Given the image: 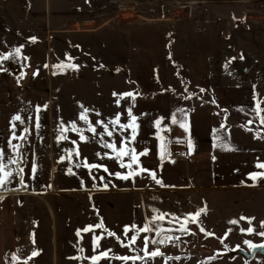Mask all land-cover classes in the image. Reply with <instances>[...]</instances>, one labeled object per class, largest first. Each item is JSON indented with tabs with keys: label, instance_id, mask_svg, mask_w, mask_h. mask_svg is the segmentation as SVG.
Listing matches in <instances>:
<instances>
[{
	"label": "rangeland",
	"instance_id": "rangeland-1",
	"mask_svg": "<svg viewBox=\"0 0 264 264\" xmlns=\"http://www.w3.org/2000/svg\"><path fill=\"white\" fill-rule=\"evenodd\" d=\"M122 1L0 0V165L11 173L0 185L3 264H264V255L248 261L233 256L237 249L249 252L264 243L259 234L264 233V177L233 189L163 193L152 207V195H143L149 222L159 224L147 225L148 231L137 233L146 227L139 197L131 198V213L125 215L124 222L131 217L127 233L119 224L102 221L118 234L115 239L102 227L104 237L94 243L91 230L84 231L96 220L91 222L90 206L75 205L74 161L69 160L73 151L66 156L65 150L72 148L65 142L66 136L80 138L84 133L85 141L92 143L96 134L73 130L74 92L103 88L100 75L121 71L117 46L128 29L156 23L166 31L180 20L196 31L207 28L214 60L222 59L226 73L256 93L259 118L252 133L264 141V0H126L138 6L142 18L136 9L125 10ZM187 12H192L190 18ZM96 27L100 29L94 41L88 38L82 46L78 33ZM61 109L71 128L60 124ZM249 113L255 125V108ZM260 148L261 163L264 145ZM86 197L90 200L89 194ZM201 208L205 211L198 222L191 223L189 214ZM250 227L254 231L248 232ZM133 236L135 243H130ZM156 250L163 255H146ZM102 252L107 256L93 261ZM125 256L140 258H118Z\"/></svg>",
	"mask_w": 264,
	"mask_h": 264
},
{
	"label": "crops",
	"instance_id": "crops-1",
	"mask_svg": "<svg viewBox=\"0 0 264 264\" xmlns=\"http://www.w3.org/2000/svg\"><path fill=\"white\" fill-rule=\"evenodd\" d=\"M110 21L109 18L103 25ZM180 21L166 31L156 23L128 29L122 45L117 46L122 54L121 71H114L113 76L100 75L98 82L103 88L74 92L75 129L86 130L91 125L96 130L92 143L81 140L77 134L66 136L65 142L72 148L65 150L66 156L73 151L69 160L74 161L75 205L90 206L91 222L96 220L95 224L90 223L92 240L104 237L102 227L95 228L102 221L112 226L119 224L125 232V227L130 226L131 217L126 222L124 218L131 213V198L139 197L143 224L157 228L159 224L150 223L147 218L143 195H152V207L163 199L160 196L163 193L212 187L233 189L263 181L264 176L253 179L251 175L259 173L260 147L264 145L252 133L259 118L256 93L226 73L222 59L214 60L207 28L196 31L188 22ZM99 27L81 31L76 39L82 46L88 38L94 41ZM114 81L119 85H114ZM253 107L255 125L249 113ZM240 109L242 112L237 113ZM60 111V124L71 128L68 114ZM81 113L87 121L82 122ZM133 124L134 127H121ZM105 125L111 136L105 132ZM105 143L114 144L117 149L123 144L126 150H134L137 163H132L131 155L117 159L116 152L105 147ZM177 151L182 158L174 156ZM116 173L129 178L122 179ZM151 173L155 174V180Z\"/></svg>",
	"mask_w": 264,
	"mask_h": 264
},
{
	"label": "snow or ice",
	"instance_id": "snow-or-ice-1",
	"mask_svg": "<svg viewBox=\"0 0 264 264\" xmlns=\"http://www.w3.org/2000/svg\"><path fill=\"white\" fill-rule=\"evenodd\" d=\"M16 51L19 52V49H16ZM2 58L3 59H8V57H2ZM33 75H35V73ZM114 95H115V93H114ZM125 95L131 96L132 94L131 93H127ZM85 112H87V109H85ZM129 114L131 115V112H129ZM16 119H19V117H16ZM80 119L87 121V117H86V115L84 113H81ZM118 119H119V117H117V120ZM132 119L134 121L136 118L133 117ZM174 122H175V120H174ZM97 123H101V122L100 121H97ZM114 123H115V121H114ZM157 123H159V122H157ZM261 123H264V117L261 118ZM129 126L134 127V124L133 125H122L121 127L127 128ZM73 130H75V125L74 124H73ZM89 131H92L93 133H95L96 130H95L94 127H92L90 125L89 126ZM105 132L109 136L112 135V133L110 131H108L107 125H105ZM134 136H135V133L133 132V138H134ZM80 139L81 140H85L86 137H84L83 135H81ZM104 146L107 147V148L113 149V151H115L116 154H117V159H119L121 156H129V155H131L132 163H137V156L134 154V150H126V148H125V146L123 144L121 145L120 149H117L114 144H109V143H105ZM139 155H145V153H140ZM2 156H3V153H0V158H2ZM9 162L10 163H15V161H12V160H10ZM121 166L122 167L124 166L123 163H121ZM5 167H6L5 165H0V173H3V175H0V185H3L6 182V178L11 175V173H4V168ZM91 167H98V166L97 165H92ZM128 167H131V164H129ZM257 167L264 169V163L258 164ZM105 171H107V169H105ZM144 171H146V170H144ZM115 175H117L118 177H120L122 179H128L129 178L128 176H121L120 173H116ZM151 175H152V178L155 180L156 179L155 174L154 173H151ZM251 175H252V178L255 179L258 175L259 176H264V173H253ZM156 183L159 184V183H161V181L156 180ZM105 187H107V185H105ZM204 211H205V209L204 208H201L197 213H195V214H189L190 215V222L191 223H197L198 222V217H199L200 213H202ZM159 219H163V214L159 217ZM241 219H249V221H250V218L241 217ZM188 221H189V218H186V223ZM230 223H236V221H230ZM262 224H264V222H262ZM95 227L100 228V227H103V225L102 224H98ZM132 227H135V226H132ZM181 227H182L183 230H185V231L187 230L186 228H184V225H182ZM89 230H90V228H85L84 229V231H89ZM129 230H130L129 227L126 226L125 227V233H127ZM148 230L149 229L147 227H145L143 229H137V233L142 232V231H148ZM201 231H204V229L201 228ZM242 231H244V230L242 229ZM247 231L248 232H252V231H254V229H252L250 227V228L247 229ZM259 234L261 236H264V233H259ZM109 235L110 236H115V233H111L110 232ZM209 235H211V234L209 233ZM98 239H99V237L94 238V243ZM117 239H119V237H117ZM135 240H136V237L133 236L132 239H131V241H130V243H135ZM145 241L147 243V238H145ZM153 242H155V241H153ZM161 243H163V241H161ZM122 246H126V245H122ZM261 247H264V246H261ZM107 254H108L107 252H102V253H100V256H94V257H92V259H93V261H95V260H98L100 257L107 256ZM33 255H36V253H33ZM146 255H150V256H160V255H163V253H161L159 250H156V251L151 252V253H146ZM118 258L119 259H122V260H129V259L135 260V259H138L140 257H127V256H125V257H118ZM213 258L214 257L209 258V259H213ZM175 259H179V258L176 257Z\"/></svg>",
	"mask_w": 264,
	"mask_h": 264
},
{
	"label": "water",
	"instance_id": "water-1",
	"mask_svg": "<svg viewBox=\"0 0 264 264\" xmlns=\"http://www.w3.org/2000/svg\"><path fill=\"white\" fill-rule=\"evenodd\" d=\"M16 71L17 69H15V72ZM261 246H264V243H262L261 245L253 246L249 250V252L242 250V249H237L233 253V256H241L246 261L251 260L256 254L264 255V247H261Z\"/></svg>",
	"mask_w": 264,
	"mask_h": 264
},
{
	"label": "built area",
	"instance_id": "built-area-1",
	"mask_svg": "<svg viewBox=\"0 0 264 264\" xmlns=\"http://www.w3.org/2000/svg\"><path fill=\"white\" fill-rule=\"evenodd\" d=\"M123 2V4H125V10H133V9H136V11H134V12H138V16L140 17V18H142V16H140L139 14H140V10H139V8H138V6L137 5H135L133 2H129V1H122ZM182 7H184V8H188L189 6H187V7H185V6H182ZM190 8V7H189ZM191 9V8H190ZM171 12V11H170ZM174 15V14H173ZM186 15L190 18L191 17V15H192V12H187L186 13ZM174 156L175 157H177V158H182L183 156H182V154H181V152L180 151H177V152H175V154H174ZM180 235H182V234H180ZM178 245H181L180 244V241H178V243H177Z\"/></svg>",
	"mask_w": 264,
	"mask_h": 264
}]
</instances>
